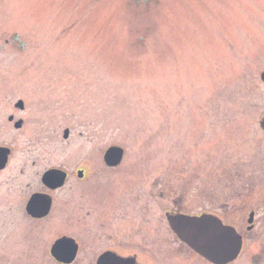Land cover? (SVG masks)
Here are the masks:
<instances>
[{"label": "rangeland", "instance_id": "obj_1", "mask_svg": "<svg viewBox=\"0 0 264 264\" xmlns=\"http://www.w3.org/2000/svg\"><path fill=\"white\" fill-rule=\"evenodd\" d=\"M263 72L264 0H0V120L23 101L27 123L4 122L0 142L13 151V173L0 174L12 189H0V264L41 249L23 205L49 168L69 179L47 238L87 237L65 205L106 225L101 207L118 201L126 218L108 228L139 264H210L171 232L167 211L217 216L244 239L231 264H264ZM111 147L125 153L114 170Z\"/></svg>", "mask_w": 264, "mask_h": 264}, {"label": "flooded vegetation", "instance_id": "obj_2", "mask_svg": "<svg viewBox=\"0 0 264 264\" xmlns=\"http://www.w3.org/2000/svg\"><path fill=\"white\" fill-rule=\"evenodd\" d=\"M19 102L23 103V101H19ZM19 102L15 105V109L19 114H24L25 113V104L23 103V107L20 108L17 106L19 104ZM10 112H12V108L10 109ZM17 112L15 114L16 116L13 113L8 115L7 118L4 120V122L8 123V125L10 127L13 126V128L15 130H17L18 132H21L24 130L27 123H26L25 119L18 118ZM4 122H3V120H0V142H3L6 140L7 130L5 128L7 125L4 124ZM17 125H19V127H17ZM0 149L8 151L7 163H6L5 167L0 169V174H4V173L6 174L8 172L13 173V162H12L13 151H12V149L7 147V146H3V145H0ZM123 160H124V158H123ZM103 161H104V157H103ZM122 163H123V161H122ZM104 164H105V162H104ZM121 164H120V166H121ZM105 166H106V164H105ZM27 167H28V163L23 164V166L21 168H18L17 171H19V175L26 176V171H27V169H29ZM118 167H116V168L107 167V169L114 170V169H117ZM52 170H60L66 174V182H65L63 187L57 188V189H51L44 184V182H43L44 175L47 172L52 171ZM79 173H82V177H79ZM38 176H39V174H38ZM77 177L80 181H84L86 178H88V173H87L86 169L78 168ZM68 179H69V173L63 171L62 169L49 168L47 170H44V172L42 173L41 178H40L42 190H38L35 193H32L30 195V197L28 198V200L26 201V203H24V205H23L24 218H25V221H28V225H29L28 233L32 237L31 238L32 244H35L34 246H36L37 248L38 247L41 248L39 250V252L38 251L37 252L28 251V254L26 253L23 255L24 261H26V264H64V263H61L58 260V258H56L52 253V250H53V247L55 246V244L57 242H59L60 240H63V239H71L74 242V245L77 247V252H76L75 258L71 264H99L101 262H102V264H109L110 260L112 261V263L116 262V261H113V258H116L119 260H129V262H132L133 264H139L136 255L126 253L127 252V249H125L126 243H125V240L122 239V234H120V235L116 234V231L110 232V226L108 228V223L109 224L111 223V220H109L110 218L112 219L113 223L114 222L118 223V221H122V220H124V218H126L125 213L123 211L124 209H123L122 202L112 201V202H116L115 205L114 206H107L108 208H112V211L106 210L108 208L103 207L104 205L101 207V208H103L102 210L104 212L103 213L104 219L107 222L106 225L100 221L99 215H92V213H94L93 211H86V213L88 215H86V217H84V216L77 215L78 206H77V210H75L76 206L74 204L69 205V206L65 205L62 209H60V213H64L63 216L66 214H69V215L71 214V216L66 215L64 217L66 219L69 218L72 223H75V224L85 223V224H87L86 228H88L89 231H87L85 233L84 232L79 233V235L84 233V235H87V237H77V236L73 237V236H69V235H66V236L64 235L63 237L58 236L55 238H53V237L47 238V236L44 235V232H43L44 224L48 223L49 220H55V217L52 216L53 212L58 207V206H56L55 195L66 186ZM3 187H5V190L7 189L6 192H7V196H8V192H9L8 189H10V191H12V189L7 185V183L5 181L1 180L0 189H2ZM3 193H4V191L0 190V194H3ZM41 195L48 197V200H49L50 206H49L48 214L46 216H37L38 213H41V211H46L44 209L45 206L47 205L45 202H42V200L40 199L38 203H36V204L32 203L33 198H36V196H41ZM6 200H7V197H6ZM124 206L126 209L128 208L126 205H124ZM96 208H98V207H96ZM129 214L130 213L128 212V215ZM169 214H178V212L174 213L173 211H170V212L167 211L165 213V218H166V222H167L168 226H169V223L167 220V216ZM179 214H181V213H179ZM22 215H23V213H22ZM251 215H253V224H254L255 223V217H256L255 211L252 210L250 212L249 217H248V221H249ZM59 219H61V217H58L56 219V222H58ZM86 219H88V220L86 221ZM222 222L224 224H226L223 220H222ZM13 224H14V222H13ZM15 226L16 225H13V227H9L8 231L4 229L2 236H4L6 238V244L8 243V241L11 242L12 239L15 236H17V235H14V232H15L14 227ZM169 228H170V226H169ZM113 229L115 230L114 226H113ZM170 230H171V228H170ZM16 232L18 233V231H16ZM33 232L35 234H33ZM118 232L122 233V231H118ZM171 232L173 233L172 230H171ZM37 234L41 235L42 238L47 239V245L44 246V248H42L41 245L38 243L39 240L35 242L34 236ZM112 236H115V237L112 238ZM107 237H108V239H107ZM25 240H27V239L25 238ZM47 246H48V248H46ZM1 248L5 251L6 246H4V248H3V246L1 245ZM37 248H35V249H37Z\"/></svg>", "mask_w": 264, "mask_h": 264}, {"label": "water", "instance_id": "obj_3", "mask_svg": "<svg viewBox=\"0 0 264 264\" xmlns=\"http://www.w3.org/2000/svg\"><path fill=\"white\" fill-rule=\"evenodd\" d=\"M261 80L264 83V72L261 75ZM17 106L22 108L23 103L19 102ZM260 127L264 130V117L260 122ZM64 138H69L68 130L64 132ZM124 154V150L120 147L109 148L104 155L106 166L111 168L120 166ZM7 156L8 151L0 149V169L5 167ZM79 177H82V173H79ZM43 182L51 189L61 188L66 182V174L60 170L49 171L44 175ZM40 199L47 204L44 208L46 211H41L37 216H46L50 206L48 197L36 196L32 203L36 204ZM167 220L176 237L210 264H231L241 255L244 245L243 236L233 226L225 225L215 215L190 216L178 213L169 214ZM248 224L250 226L247 230L251 231L253 229V215H251ZM76 252L77 247L71 239L60 240L52 250L53 255L64 264H71ZM113 261L116 262L112 263L110 260L109 264H133L129 260L116 258H113Z\"/></svg>", "mask_w": 264, "mask_h": 264}, {"label": "bare ground", "instance_id": "obj_4", "mask_svg": "<svg viewBox=\"0 0 264 264\" xmlns=\"http://www.w3.org/2000/svg\"><path fill=\"white\" fill-rule=\"evenodd\" d=\"M17 236H15L13 239H12V241H15V238H16ZM9 242V241H8ZM19 243H17V245H18Z\"/></svg>", "mask_w": 264, "mask_h": 264}]
</instances>
